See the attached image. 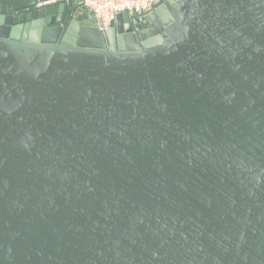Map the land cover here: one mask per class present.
<instances>
[{
  "label": "water",
  "instance_id": "1",
  "mask_svg": "<svg viewBox=\"0 0 264 264\" xmlns=\"http://www.w3.org/2000/svg\"><path fill=\"white\" fill-rule=\"evenodd\" d=\"M0 264H264V0H0Z\"/></svg>",
  "mask_w": 264,
  "mask_h": 264
},
{
  "label": "built area",
  "instance_id": "2",
  "mask_svg": "<svg viewBox=\"0 0 264 264\" xmlns=\"http://www.w3.org/2000/svg\"><path fill=\"white\" fill-rule=\"evenodd\" d=\"M96 19V26L101 31H106L115 16L127 13H147L153 5L160 0H75Z\"/></svg>",
  "mask_w": 264,
  "mask_h": 264
}]
</instances>
